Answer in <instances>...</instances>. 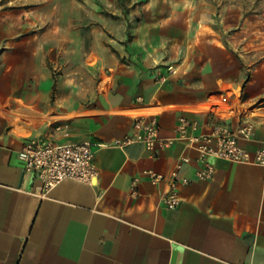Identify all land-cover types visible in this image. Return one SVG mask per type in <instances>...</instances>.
<instances>
[{
	"label": "crops",
	"instance_id": "crops-1",
	"mask_svg": "<svg viewBox=\"0 0 264 264\" xmlns=\"http://www.w3.org/2000/svg\"><path fill=\"white\" fill-rule=\"evenodd\" d=\"M160 1L131 11L129 18L144 19L119 45L114 85L102 102L34 135L98 143L93 184L65 180L43 192L17 156L26 138L0 117V264H264V167L212 159V178L199 181L196 151L184 141L156 158L138 144H117L142 115L157 118L162 137H174L181 115L197 121L190 133H204L208 106L220 92L236 89L239 106L260 111L251 117L253 136L264 139V44L254 22L248 20L237 42L220 43L197 34L208 23L207 10L191 0ZM258 53L244 77L237 55L244 60ZM225 92L228 105L245 113L235 93ZM240 113H228L227 121L236 125ZM181 155L190 162L179 176L190 182L181 187L178 206L167 208L164 186L151 185L141 172L168 176Z\"/></svg>",
	"mask_w": 264,
	"mask_h": 264
},
{
	"label": "rangeland",
	"instance_id": "rangeland-1",
	"mask_svg": "<svg viewBox=\"0 0 264 264\" xmlns=\"http://www.w3.org/2000/svg\"><path fill=\"white\" fill-rule=\"evenodd\" d=\"M160 0H0V117L8 118L24 138L61 116L91 110L114 85L118 47L130 41L144 10ZM171 3V2H169ZM207 10L208 23L197 34L235 43L254 22L264 44V0H191ZM260 29V31H259ZM123 36V39H122ZM259 54L243 60V74ZM222 91L218 98L223 94ZM238 97L241 90H226ZM241 96V94H240ZM245 111L259 115L251 106Z\"/></svg>",
	"mask_w": 264,
	"mask_h": 264
},
{
	"label": "built area",
	"instance_id": "built-area-1",
	"mask_svg": "<svg viewBox=\"0 0 264 264\" xmlns=\"http://www.w3.org/2000/svg\"><path fill=\"white\" fill-rule=\"evenodd\" d=\"M167 69L170 73L174 72L171 66ZM136 99L140 101V97ZM228 100L229 95H221L208 106L210 127L204 133H190L197 129V121L181 115L173 129L174 137H162L157 118L154 115H142L133 118L131 132L117 140V144H138L152 158H156L162 149L172 146L176 140L184 141L186 146L196 151L195 161L198 167L194 173L199 181L212 178V159L264 167V139H254V122L251 120L253 114L247 111L242 113L237 107L231 108ZM237 100L241 105L240 95ZM232 111L241 112L243 115L236 125L227 121L230 117V114H227ZM250 143H254L252 148L248 146ZM97 145L94 141L61 142L55 137L39 135L27 138L17 156L23 170L34 174L41 184L42 191L47 192L65 180L93 184L98 176L94 165V148ZM189 162L187 155H181L168 176L152 169L141 172V176H145L151 185L164 186L162 202L165 207L178 206L181 200L179 191L190 182L188 178L179 176V171ZM139 180L140 176H136L130 181L133 196L137 194L136 186Z\"/></svg>",
	"mask_w": 264,
	"mask_h": 264
},
{
	"label": "bare ground",
	"instance_id": "bare-ground-1",
	"mask_svg": "<svg viewBox=\"0 0 264 264\" xmlns=\"http://www.w3.org/2000/svg\"><path fill=\"white\" fill-rule=\"evenodd\" d=\"M147 110H145V109H139L137 112L138 113H144V112H146Z\"/></svg>",
	"mask_w": 264,
	"mask_h": 264
}]
</instances>
